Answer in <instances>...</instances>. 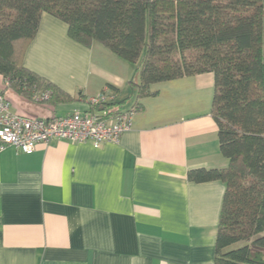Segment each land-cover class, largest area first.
Listing matches in <instances>:
<instances>
[{
	"label": "crops",
	"instance_id": "obj_1",
	"mask_svg": "<svg viewBox=\"0 0 264 264\" xmlns=\"http://www.w3.org/2000/svg\"><path fill=\"white\" fill-rule=\"evenodd\" d=\"M68 30L43 13L24 65L71 100L25 97L0 73L11 111L65 116L105 88L122 110H138L119 141L100 147L64 139L31 154L0 147V264H215L225 184L188 179L229 165L211 113L214 74L157 83L156 95L138 98L133 65Z\"/></svg>",
	"mask_w": 264,
	"mask_h": 264
},
{
	"label": "trees",
	"instance_id": "obj_2",
	"mask_svg": "<svg viewBox=\"0 0 264 264\" xmlns=\"http://www.w3.org/2000/svg\"><path fill=\"white\" fill-rule=\"evenodd\" d=\"M45 12L75 41L136 65L138 98L156 95L157 83L214 74L211 113L229 165L188 179L225 184L215 264H264V0H0V73L19 94L50 90L55 103L71 98L24 65Z\"/></svg>",
	"mask_w": 264,
	"mask_h": 264
},
{
	"label": "built area",
	"instance_id": "obj_3",
	"mask_svg": "<svg viewBox=\"0 0 264 264\" xmlns=\"http://www.w3.org/2000/svg\"><path fill=\"white\" fill-rule=\"evenodd\" d=\"M50 92L35 93L36 101L47 100ZM117 94L108 88L86 99L87 109L59 117L30 116L11 111V102L0 94V147L12 145L31 154L39 143L55 139L73 143L90 142L95 147L119 141L132 128L134 109L118 110L111 106Z\"/></svg>",
	"mask_w": 264,
	"mask_h": 264
},
{
	"label": "rangeland",
	"instance_id": "obj_4",
	"mask_svg": "<svg viewBox=\"0 0 264 264\" xmlns=\"http://www.w3.org/2000/svg\"><path fill=\"white\" fill-rule=\"evenodd\" d=\"M132 65V64H131ZM136 71V65H133V73ZM138 80L140 79L139 76L136 77Z\"/></svg>",
	"mask_w": 264,
	"mask_h": 264
}]
</instances>
